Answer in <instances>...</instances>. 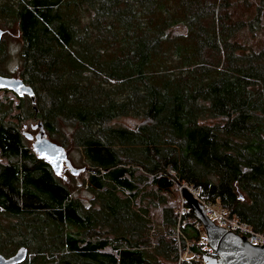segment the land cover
<instances>
[{"label":"trees","instance_id":"trees-1","mask_svg":"<svg viewBox=\"0 0 264 264\" xmlns=\"http://www.w3.org/2000/svg\"><path fill=\"white\" fill-rule=\"evenodd\" d=\"M251 11L235 16L230 0H0V24L19 32L18 78L33 93L0 100V254L24 247L18 264H202L178 260L207 251L185 203L177 214L160 194L174 183L264 236V41L239 35L258 31L260 8ZM125 115L139 122L110 123ZM24 120L64 151L67 139L80 148L87 205L28 144ZM146 176L163 205L153 227L146 206L133 207Z\"/></svg>","mask_w":264,"mask_h":264},{"label":"rangeland","instance_id":"rangeland-1","mask_svg":"<svg viewBox=\"0 0 264 264\" xmlns=\"http://www.w3.org/2000/svg\"><path fill=\"white\" fill-rule=\"evenodd\" d=\"M231 1V9L234 12L235 16H244L247 13H251L254 9V6H258L260 8V18H259V28L258 31L254 34V36L251 38L250 34L245 32V30L239 31L240 41H244L245 43H251L252 46L259 47L261 43L264 41V5L259 4V0H230ZM249 8V9H248ZM0 47H3V53L0 55V72H2L3 76H10L14 78L19 77V70H20V59H19V48H20V37L19 32L17 29L16 24L13 21H6L0 24ZM1 75V74H0ZM11 99L13 101V104L17 103V99L15 98V95L8 90H0V100L4 99ZM15 110L13 113H16ZM14 121V119H11ZM139 120L135 117H132L130 115L125 116H119L113 119L110 123L113 125L133 128ZM35 124V121L32 120H24L19 126L22 132H26L31 134V138L28 139V144L31 146L33 142V135L37 132V128H31V125ZM61 130L64 134H69L70 129L68 127H62ZM59 136V135H58ZM62 138V137H61ZM56 138H53L55 141ZM60 139V136H59ZM65 143V155L66 158L69 160L71 165L74 168L80 169L83 168L82 171L78 173H71L67 170L66 167L59 166L58 169V175L59 178H63L64 183L67 184L71 191V195L76 197L80 202L87 205L92 198V192L90 189L86 186V175H87V164L83 159L81 150L79 147H76L73 145L68 139L64 140ZM0 162L4 163V159L0 158ZM150 176H146V180L144 183H141L139 185L140 188V195L142 194V199L137 198L135 200L134 206H142L145 205L148 210V217L151 220L152 227L156 224H159L161 221V208L163 205H155V202L157 201L156 198H154L151 194L147 195V193L155 192V186L150 185L149 183ZM185 186L184 184L179 185L178 183H174L168 190L161 191L160 194L165 198V204L172 207L175 211V213L180 214L183 211V205L184 201L181 196V187ZM187 190H190L191 188L185 186ZM195 197L199 199L197 196V191L194 190ZM200 201V199H199ZM204 203L203 201H200ZM206 204V203H204ZM206 211L208 212V215L211 216L212 221L215 224L223 226V228H230L228 227V224L225 222L221 223L215 219L217 212H224L223 210L220 211V207L216 206V204H206L205 206ZM225 215V213H223ZM217 218V217H216ZM229 218V217H227ZM0 222L2 224H6L8 221L5 219H1ZM202 232V238L204 236L203 229L201 228ZM174 237H177V230L174 233ZM202 242L200 247L202 250L206 249L207 255L211 254L210 249L207 247L205 243V236L204 240H199ZM200 242H197V244H200ZM188 241H185L184 246L185 249H187V246L189 245ZM105 251H109V249L106 247L104 249ZM188 252V249L185 250L182 254L178 252L179 255H184V257L187 259L189 256H191ZM28 255L26 256V258ZM202 259V256H201ZM198 262V261H196ZM200 263V262H199Z\"/></svg>","mask_w":264,"mask_h":264},{"label":"water","instance_id":"water-1","mask_svg":"<svg viewBox=\"0 0 264 264\" xmlns=\"http://www.w3.org/2000/svg\"><path fill=\"white\" fill-rule=\"evenodd\" d=\"M0 90L11 91L17 97L26 95L33 101L31 88L19 78L0 75ZM35 128L37 132L33 135L32 147L39 157L47 159L55 171H58L61 163L73 174L83 170L74 168L66 158L64 149L46 138L40 122H36ZM181 196L201 225L205 243L211 251L210 255H202V264H264V244L253 245L245 236L215 224L205 213L202 204L185 186L181 187ZM25 255L26 249L18 247L9 256L0 254V264H18L24 260Z\"/></svg>","mask_w":264,"mask_h":264},{"label":"built area","instance_id":"built-area-1","mask_svg":"<svg viewBox=\"0 0 264 264\" xmlns=\"http://www.w3.org/2000/svg\"><path fill=\"white\" fill-rule=\"evenodd\" d=\"M189 191L192 193L193 196L195 195L194 190H191L190 189ZM198 201H199V199H198ZM200 203L202 204V206H203V208H204L205 213L207 214V216L212 220L211 216L208 215V212L205 209L206 204H204L202 202H200ZM220 211H221V209H220ZM216 217H215V219H217V221H219L221 223L225 222L226 224H228V227H230V228H227L226 227L227 230H230V231H233V232H235V233H237L239 235L245 236L249 243H251L253 245H262V244H264V236L262 234H259L257 232H254V231L250 230L244 224L237 223L232 218H227V216L226 215H223L222 212L221 213L220 212H217ZM219 226H221V225H219ZM221 227H223V226H221ZM183 252H185V250H183L182 253ZM190 255L191 256H189V258H187V259L184 257V255L183 256L182 255H179L178 260L179 261H185V262L186 261L187 262L188 261H200V262H202L201 261V257L198 254H190Z\"/></svg>","mask_w":264,"mask_h":264},{"label":"flooded vegetation","instance_id":"flooded-vegetation-1","mask_svg":"<svg viewBox=\"0 0 264 264\" xmlns=\"http://www.w3.org/2000/svg\"><path fill=\"white\" fill-rule=\"evenodd\" d=\"M62 165V167H65L63 163L60 164V166Z\"/></svg>","mask_w":264,"mask_h":264}]
</instances>
